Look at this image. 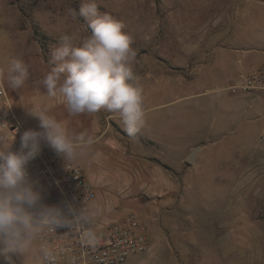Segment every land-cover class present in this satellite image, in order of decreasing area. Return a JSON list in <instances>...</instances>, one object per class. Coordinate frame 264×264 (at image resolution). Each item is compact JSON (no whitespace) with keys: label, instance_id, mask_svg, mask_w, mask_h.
Listing matches in <instances>:
<instances>
[{"label":"rangeland","instance_id":"obj_1","mask_svg":"<svg viewBox=\"0 0 264 264\" xmlns=\"http://www.w3.org/2000/svg\"><path fill=\"white\" fill-rule=\"evenodd\" d=\"M86 2L0 0L1 74L17 48L25 55L20 59L42 80L53 67L51 51L61 37H73L78 45L91 36L84 18L74 20L69 13ZM96 3L133 37L134 75L143 88L144 122L149 123L142 134L157 143L138 151L139 159L129 156L126 165L138 178H147L145 183L154 178L164 184V174H173L178 193L172 196L178 200L166 205L165 187H123L126 179L110 164L95 168L101 179L87 171L97 196L113 206L112 218L137 214L162 234L161 241L152 242L164 247L152 264H264V101L230 90L241 73L264 67V0ZM117 133L128 146L140 141ZM195 149L198 162L189 164L186 156ZM150 157L168 164L169 170L154 161V171L144 173ZM26 167L43 193L38 208L51 207L54 191L37 174L34 159ZM10 255L13 264H46L39 260V239L27 257Z\"/></svg>","mask_w":264,"mask_h":264},{"label":"clouds","instance_id":"obj_2","mask_svg":"<svg viewBox=\"0 0 264 264\" xmlns=\"http://www.w3.org/2000/svg\"><path fill=\"white\" fill-rule=\"evenodd\" d=\"M69 13L74 20L84 18L91 36L78 45L73 37H61L51 51L53 67L34 84L42 86L49 97L62 98L70 114L103 109L118 117L129 136L135 135L144 123L145 111L143 88L133 69V37L122 21L101 13L96 0H88L78 12L69 9ZM28 77V64L12 58L6 71L7 88L22 89ZM28 113L38 118L40 130L23 132L19 152L11 151V145L5 146V139L0 138V264H13L10 253L27 257L42 233L75 224L82 217V210L77 212L71 204L65 209L38 208L43 193L30 181L26 166L40 155L42 143L68 163L81 155L82 146L93 143L92 137L70 134L62 122L46 112L28 109ZM41 252L47 264H54L51 250L42 247Z\"/></svg>","mask_w":264,"mask_h":264},{"label":"built area","instance_id":"obj_3","mask_svg":"<svg viewBox=\"0 0 264 264\" xmlns=\"http://www.w3.org/2000/svg\"><path fill=\"white\" fill-rule=\"evenodd\" d=\"M230 90L235 94L259 96L264 101V67L241 73ZM24 131L20 116L0 81V138L5 139V145H11V151L19 152L20 137ZM261 141L264 143V132ZM34 166L45 184L54 191L55 200L51 207L65 209L71 204L77 212L82 210V217L77 223L41 234L40 261L47 264L42 247L53 252L54 264H124L148 250L149 226L137 214L122 218L101 215L96 205L98 196L95 186L76 160L67 163L49 147L42 145L40 155L34 159Z\"/></svg>","mask_w":264,"mask_h":264},{"label":"crops","instance_id":"obj_4","mask_svg":"<svg viewBox=\"0 0 264 264\" xmlns=\"http://www.w3.org/2000/svg\"><path fill=\"white\" fill-rule=\"evenodd\" d=\"M11 54L12 55L10 59L14 57L20 59L21 56L25 57L23 52L21 50H18L17 48H15V51L11 52ZM28 66V80L26 81L25 86L18 91H13L7 88L6 72L3 75L0 72V81L5 85L9 94V98L14 106L15 111L20 116L25 130H40L38 118L31 116L28 113V109H30L34 113L46 112L48 115H51L58 121L62 122L70 134L75 135L79 133H87V135L92 137L93 143L91 145L82 146L80 150L81 155H79L80 164L77 162L92 182L93 180L90 178L91 175L89 174V172L87 173V171L94 170L95 174H93V179H96L97 177L101 179L103 177L98 175L99 170H96L95 168H99L100 165L105 166L110 164L111 167H113V169L115 170L113 172L119 171L121 175L126 179V184L123 187H165V189H169L168 191H165L163 193V195L165 196V201H169V203L165 202V204L172 206L173 203L178 200V195L175 198L172 196L173 192L176 194L178 193L176 191L178 187L177 177H175L173 174L169 172L164 174V184L157 183L158 180L154 178H149V183H145V180L147 178H138V176L134 174L135 170L130 169L126 165V162L129 160V156H132V158L134 159L135 157H137V153L140 154V152L138 151H140L142 148L157 144L155 141H153V138H150V136H148V138L147 136H144V134H142L146 133V129L148 128L149 123L144 122L139 131L135 135H132L133 137H139L140 141L137 144H134L133 147L128 146L123 137L121 138L118 133L115 134V132L119 131L122 132L125 138L132 137L129 136L125 131L118 117L113 116L111 113H107V115H104L103 109L97 113L92 114H70L62 98L49 97L46 94V90L40 89V85L34 84L35 81L41 80H39L37 71H34L33 68L30 67V65ZM159 134L163 135L162 133ZM42 145L44 144L42 143ZM183 153L184 152H181V164H184L185 161ZM189 154H187L186 157H188ZM198 158L199 154L196 156L195 162L193 164H197ZM132 161L134 162L135 160ZM154 161L157 162V165L164 164L161 163L158 158L150 157L148 158V161L145 162L150 168L147 167V170L144 166V169L142 171L144 173L146 171L152 173L154 171ZM84 167H86L87 170ZM96 205L101 215H103L104 217H114L115 210H113V206H108L105 199H102L99 195L97 197ZM157 233L158 232L150 229L149 248L144 254L140 255L143 256V259L142 262H139L138 264H152L151 261L153 255L159 251H162V248H164L158 242L152 243L154 240H162V234L160 232L158 234ZM157 236H159V239H155V237Z\"/></svg>","mask_w":264,"mask_h":264},{"label":"water","instance_id":"obj_5","mask_svg":"<svg viewBox=\"0 0 264 264\" xmlns=\"http://www.w3.org/2000/svg\"><path fill=\"white\" fill-rule=\"evenodd\" d=\"M196 156H197V149H195L189 156L188 158L186 159V161L189 163V164H192L195 162V159H196Z\"/></svg>","mask_w":264,"mask_h":264},{"label":"trees","instance_id":"obj_6","mask_svg":"<svg viewBox=\"0 0 264 264\" xmlns=\"http://www.w3.org/2000/svg\"><path fill=\"white\" fill-rule=\"evenodd\" d=\"M36 32H37V31H36ZM37 33H38V32H37ZM162 166L169 170V167H167L166 165L162 164Z\"/></svg>","mask_w":264,"mask_h":264}]
</instances>
